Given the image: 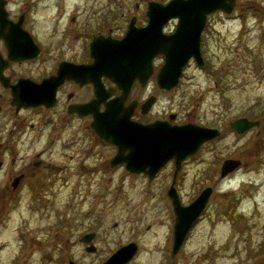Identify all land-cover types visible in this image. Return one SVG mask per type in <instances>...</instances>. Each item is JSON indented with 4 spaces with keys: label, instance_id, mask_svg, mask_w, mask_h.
<instances>
[{
    "label": "rangeland",
    "instance_id": "rangeland-1",
    "mask_svg": "<svg viewBox=\"0 0 264 264\" xmlns=\"http://www.w3.org/2000/svg\"><path fill=\"white\" fill-rule=\"evenodd\" d=\"M209 26L201 44L204 64L190 60L172 90L158 91L152 114L173 111L178 121L218 125L225 133L203 151L209 177L202 165L184 167L183 201L204 184L212 192L179 250L171 254L174 213L162 176L149 191L142 176L98 171L77 186L76 194L53 173L39 170L16 190L11 187L15 172L0 178V264H69V259L98 264L130 240L139 248L125 264H264V0H236L231 13H213ZM162 62V56L154 60L157 67ZM154 73L143 94L156 89ZM237 116L259 123L231 131L228 121ZM82 143L84 152L87 142ZM39 144L29 148L25 137L18 147L33 154ZM223 156L241 162L220 177L214 167ZM91 231V240L79 239ZM88 242L94 250L85 249Z\"/></svg>",
    "mask_w": 264,
    "mask_h": 264
},
{
    "label": "flooded vegetation",
    "instance_id": "flooded-vegetation-1",
    "mask_svg": "<svg viewBox=\"0 0 264 264\" xmlns=\"http://www.w3.org/2000/svg\"><path fill=\"white\" fill-rule=\"evenodd\" d=\"M168 1L80 0L78 3L61 4L50 3V0H0V178L5 174L11 177L15 172L11 180L12 190L42 170L50 175L53 173L54 178L69 185L77 194V186L90 177L94 178L98 171H120L121 178L142 176L149 191L150 185L162 176L161 183L165 185L163 191L171 207L169 187L176 190L183 204L189 203L197 195L200 190L190 200H182L181 187L186 179L184 167L189 163L199 168L202 165V174L209 177L206 173L209 161L203 156V151L225 135L222 127L191 120L178 121L173 111H168L166 115H152L159 101L158 91L167 92L176 85L162 89L156 83V89L143 94L148 84L141 83V62L138 60L131 68L137 74L123 78L125 83H130L126 89L127 86L120 85L121 80L108 74L113 70L106 67L108 61L100 60L98 63L96 58L97 51H105L124 38L139 40L141 26L148 20L146 12L149 4H165ZM213 13L225 12L216 9L206 15L200 44L210 29ZM177 23L178 16H171L164 22L162 30L170 33ZM201 52L203 54L202 47ZM158 56L163 57V54L158 53L153 57L155 81L161 65L157 67L154 63ZM190 60L193 58L186 65ZM124 89V98L113 101ZM148 98L153 101L143 111L142 103ZM110 101L120 108L121 113L127 110L130 118L140 123L155 119H167L172 124L193 122L215 126L221 133L204 141L195 152L179 162L173 157L169 158L152 174L141 169L129 170L126 162L119 160L121 155L126 157L129 148H122L116 160L114 156L119 150L118 145L101 137L94 126L98 123L99 113ZM229 123L230 120L229 129L235 131ZM25 137L29 148L32 143L40 142L33 154L18 147ZM82 140L87 142L84 152ZM94 157L96 159L93 160ZM226 158L223 156L217 160L215 170L219 168L220 171ZM168 165L172 166L170 174L165 171ZM32 181L34 185L39 183L38 180ZM46 184L48 182L43 180L42 185ZM207 185L204 184L202 188ZM85 233L80 235V240Z\"/></svg>",
    "mask_w": 264,
    "mask_h": 264
},
{
    "label": "water",
    "instance_id": "water-1",
    "mask_svg": "<svg viewBox=\"0 0 264 264\" xmlns=\"http://www.w3.org/2000/svg\"><path fill=\"white\" fill-rule=\"evenodd\" d=\"M235 0H169L165 4L151 2L147 15L148 20L141 26V37L137 41L124 38L103 51H97V62L108 61L111 76L121 80V86L129 87L123 78L135 76L132 65L138 60L141 62V83L147 82L153 71V57L163 54V62L156 72V83L162 89H169L178 83L184 65L190 58L199 64H204L200 47V33L205 17L208 13L221 9L231 12ZM171 16H178L176 28L165 33L162 28L164 22ZM95 62V61H94ZM126 69H128L126 71ZM126 89L113 101H120L126 94ZM148 98L142 103V110H146L152 103ZM95 126L98 134L116 143L119 147L114 156L117 160L122 148H129L126 162L129 170L155 172L169 158L179 162L185 156L195 152L206 140L216 137L220 130L214 126H207L193 122L170 123L167 119H155L143 123L130 118L126 110L121 113L118 106L112 101L107 102L105 109L98 115ZM259 123L257 118L238 116L230 121V127L241 133ZM239 158L227 157L221 164L220 176L223 177L240 164ZM212 192L210 185L203 187L200 192L187 204H183L173 187H169L168 195L171 198L174 212L171 253L174 255L183 243L187 232L205 207ZM94 232L85 233L81 239L89 241ZM136 241H129L117 247L105 260L99 264H125L136 253ZM95 249L93 243L86 246V250ZM69 264H79L69 260Z\"/></svg>",
    "mask_w": 264,
    "mask_h": 264
}]
</instances>
